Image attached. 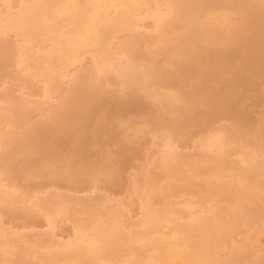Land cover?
I'll use <instances>...</instances> for the list:
<instances>
[{
    "label": "bare ground",
    "instance_id": "6f19581e",
    "mask_svg": "<svg viewBox=\"0 0 264 264\" xmlns=\"http://www.w3.org/2000/svg\"><path fill=\"white\" fill-rule=\"evenodd\" d=\"M218 1L216 0L217 4ZM209 3L207 0H0V41L1 37L6 35L14 36L16 44L13 45L17 47L16 62H18L19 67L26 71L24 75L18 77L20 84H15L21 86L20 93L18 90L21 96H14V92H10V88L7 90L8 87L4 89V93H0V101L2 102L0 103V206L2 203V207L6 205L3 208L0 207V264H245L244 258L247 259L246 256L249 253L255 255V258L253 257L254 261L251 260L252 263L250 261V264H264V258H262L264 254L261 255V251H264V239H261L264 237V143L258 142L257 137H251L254 135L245 134L242 136L237 134L238 130L236 131L235 128L227 129L226 127L231 125L229 123L227 126H223L226 129H221L220 126L215 129L214 126H209L213 129H208L207 126L208 131L204 129L207 133L202 132L205 134L199 135L198 132L199 136L194 137L196 139L194 140L195 143L193 141L194 135L191 136V148L194 147V150L182 152L180 150L183 149H179L181 147L179 142L183 138L186 141V137L183 136L186 133L182 128L181 130L184 133L179 132L178 135V131L175 132L176 128L180 129L177 127V122L180 125L179 121L184 122L186 118L188 119L193 115V126H191L194 127V124L198 121L196 119L195 122L197 117L193 114L194 111H190L192 106L187 103L190 106L188 111L187 107L184 108L185 103H183V109L187 110L186 113L192 112V115L185 116L184 121H182L183 119L175 121L176 118H174L173 112L176 110L172 112V109L178 107L176 98L181 101L183 97L180 99V96L185 95L181 89H177L178 87L171 89L176 86L173 82L174 86L171 85L170 90L174 93L169 88L166 91L165 89L164 91H157L158 84L167 82L169 76L170 70L168 72L166 70L165 77L161 75L164 67H167L166 69L173 67L179 70V73H182L180 71L185 68V72H188V68H194L198 65L197 60V64L193 62V59L195 61L193 55H196L194 51L196 49L198 51L199 48L198 46L195 49V41L204 36L205 33L208 35L212 31L208 37L211 36L213 42L210 44L211 40H209L210 45L208 47L217 44L213 40L215 37L212 34L220 35L221 32L217 28L220 25L226 26L228 30V33L225 32L224 35L222 33L223 39L221 41L224 46L222 48L215 46L219 48L218 50L213 46L215 50L211 47L212 50L208 52L207 47L205 46V49L201 45L200 47H203L202 51L206 50L207 53H205L204 58H201V56L199 58L204 61L209 55L210 58L211 55H214V57L218 55L217 59L221 57V59H226L232 47H242L246 50L250 46L252 49H249L254 52L252 53L254 56L249 59L246 56L247 53H245L244 57L247 62H252L247 63L248 65L245 67L237 66L233 71L230 69L232 74L223 77L226 79V86L232 85L235 81L236 83L237 81L240 82L241 80H237L240 74L246 75L247 78L242 77L246 79L252 75H254L252 77H256L258 75L255 70L256 67L259 70L262 66L259 71H262L260 74L263 76L264 71L262 69L264 67L261 64H264V38L260 37V34L258 35L256 31H260L261 34L264 32V30L259 29L264 26V22L260 23L262 16L259 14L260 11H263L259 8L262 9L264 6V0H225L224 6L223 4L219 5L222 10L218 6L212 9V5ZM203 12L205 13L204 16ZM212 13L215 14L211 15ZM148 20H151V25L147 23ZM257 24L261 26L259 25L260 27L255 29ZM140 29L143 33L137 41L139 44L143 40L148 46V39L153 40L150 41L153 43V50H149L151 53L149 55H143L144 53L139 50L141 48L137 49L138 46H134L135 39L130 38L129 35H127L128 38L120 36L124 31L129 33V31L134 32ZM122 34L124 35V33ZM208 37L206 36L207 40ZM191 42L194 45H191ZM2 43L8 44L7 42ZM217 45L220 46V44ZM187 47H189L190 52H188ZM4 48V44L0 43V73L8 65V60L4 57L1 58ZM182 48H186L193 59L189 57L187 60V54L184 50V56L186 57L184 59L187 61L184 59L186 62L181 61L183 57L180 58L177 55ZM180 51L183 53V50ZM246 52L249 51L246 50ZM138 53H141L142 56L139 54L138 57ZM86 54H90L93 75L92 73V76L89 75L95 81L100 82L103 79L100 77L105 76L106 82L107 75L113 74L110 79L112 78L117 84L130 85V88L134 87L138 91H144L147 96L156 100L160 98L162 101H160L161 103L156 101L161 106V111H156L160 113L155 112L157 115H154L158 117L156 122L149 123V128L154 130V135L149 136L152 138L151 143L153 146L150 145L153 148L148 147L147 156L143 158L145 161L140 164L139 168L135 167L137 169L133 171L131 178H129L131 180V189L129 190L131 191L127 198L128 201L124 200L125 197L123 199L114 196L108 190L98 195L95 193L85 196L81 194L80 196L79 192V196H73L75 191L71 192L72 195H70L69 190V195H67L63 192L64 190L58 188L59 191L53 189V191L47 193L43 192V189L31 185L24 187V189L23 186H20L19 181H16L17 175H15L16 173L12 167V160L19 157L23 160L22 158H26L27 154L31 155V152L36 154L37 151L40 153L39 150H42L39 148V144L31 141L35 136H32L33 138L30 141L26 139L27 134L28 137L30 135L26 133L28 132L27 127V131L25 130L24 133H20L18 127L20 128L21 125L32 120L35 115L44 113L48 119L45 118L49 120L48 122L45 120L48 126L43 125L44 130H47V133L52 136L56 133V131L55 133L53 131L58 126L62 128L64 126L63 129H65L67 124H70V127H68L71 131V126H75L73 129L75 135L77 132L79 133L78 130L76 131L78 123L81 121L85 123L83 117L86 116L83 114L88 113V108L91 109L89 103L91 101L93 103L92 99H94V102L96 100L95 97L93 98L94 94L91 96L92 99L91 97L88 98L92 92L90 94L86 92V94H89L87 100L90 99L88 102L85 101L89 105L83 104L86 105L87 109L84 107L86 111H79L81 109L80 104L79 109L76 108L79 113L83 112L80 115L81 121L79 114L77 116L76 113H73L76 112L75 110L72 112L73 114H70V116L74 115V117L71 116V120H68V115L66 117L64 115L68 105L71 107L77 106L76 99H79L78 97L82 94L81 89L86 86V67H80L87 62L83 61ZM6 57L8 58V56ZM254 57H256L255 63H253ZM206 59L209 61V58ZM212 59L216 58L212 56ZM160 60H164V62ZM208 61L207 63H209ZM207 63H205L206 66H208ZM200 64L201 62L199 67H201ZM157 65L162 70L158 74L165 78L164 82L162 79L159 82L152 80L157 76L156 69L160 71ZM192 65L193 67H191ZM176 70H172L173 73ZM192 70L189 72L192 73ZM196 70L193 71L196 72ZM253 71L256 75L253 74ZM15 72L17 71L15 70ZM260 74L259 76H261ZM11 75L13 76L12 73ZM248 80L249 82L246 81V83L243 82V79L241 81L243 84H237H240V87L241 85L248 87V83L249 86L251 84V79ZM197 81L194 83L196 86L199 85V89H203V87L200 88L201 86L207 88L205 82L201 85L200 83L203 81L199 80L197 85ZM36 82L37 84L38 82L41 83L39 84V90ZM194 83L192 85H195ZM120 85L119 87H121ZM167 85L170 86L168 82ZM10 87L12 90V86ZM93 88L91 86V90ZM193 88L195 86H192ZM192 89L190 92L194 90ZM98 90L95 89L96 95ZM135 91H131L133 96L136 94ZM33 92L39 93L40 96L37 97L41 98L36 97L37 99L34 98V100L32 97ZM192 93L195 94V92ZM206 93L202 98H207ZM208 94L210 93L208 92ZM214 94L213 96L209 95L210 98L214 97L213 102L216 101ZM82 95L84 96V94ZM29 96L32 98H29ZM147 96L145 95V97ZM149 97L147 98L149 99ZM52 98L55 99V103L50 102ZM202 98L201 100L198 98V100L201 102ZM206 98L205 100L208 101ZM227 100L229 101V98ZM78 101L82 100L79 99ZM29 102H31V105H29ZM252 102H254V99ZM196 103L201 104L197 101ZM180 104H182V101ZM204 104L207 107L210 106V111L214 110L213 103L211 105L209 103V106L208 102L207 104L204 102ZM207 107L204 110L202 107L205 114L209 111ZM179 108L182 109V107H178V111L181 110ZM183 109L179 112L180 114L185 113ZM200 111L201 109L198 112L201 113L202 111ZM204 113H201L203 114V116H200L201 118L206 116ZM75 115L77 118H75ZM183 115L185 114H182V117ZM200 117L198 115V118ZM78 118L79 122L76 121ZM260 118H262V122ZM260 118H258V121L262 124L258 122L257 125L260 124L261 127H264V117L261 116ZM189 119L191 121L192 118ZM146 122L144 125L147 124ZM187 123L185 124L189 125V122ZM97 125L95 124L96 127ZM196 125L198 126V123ZM196 125L195 127H197ZM257 125L253 127V130L260 126L257 127ZM32 127L30 129H36ZM61 127V131L57 129L60 131L58 134L64 132ZM261 127L258 128L260 132L263 131L261 129H264ZM135 128L137 127L135 126ZM50 129H52L53 134L50 131L48 132ZM67 129H65V132ZM94 129L97 128L94 127L92 130ZM194 130H190V135L193 134L192 131L194 132ZM143 131L140 128L134 129L131 133H128V137L140 138ZM255 131L252 134L260 133ZM145 133L142 139H145ZM40 136L36 137L37 141ZM54 136L58 137L57 133ZM49 139H52V137L50 136ZM119 139L118 137L116 141ZM44 140L45 145L48 146L49 143L46 142V139ZM120 141L122 139L118 143ZM45 145L42 147L43 150L48 149L47 151L50 152L51 150L46 148ZM121 146L120 150L122 151L124 145L121 144ZM126 148L129 150L130 147ZM126 148L123 150L127 152ZM136 149L138 150L137 147ZM117 154L119 155V152ZM123 154L125 153L123 152ZM20 155H23V157ZM16 156L18 157L16 158ZM120 156L122 157V155ZM120 156L115 157V159H121ZM70 159L72 163L74 157L73 159L70 157ZM106 160H103V162ZM116 160H113V162L118 165ZM101 161L99 164L96 163L95 166L97 170L100 169L98 171L104 172L105 177L102 174L103 177L100 178L99 175H95L94 171H87L93 180H99L97 176L101 180L104 178L102 182L105 184L102 185L108 187V184H113L111 182L114 179L122 178L118 175L119 178H115L113 167H109ZM109 161L110 159L106 163H109ZM23 162L22 164L26 165ZM69 162H67L68 168L71 166L69 171L66 169L67 171L64 170L60 172L61 174L58 173L59 170L58 172L57 170L54 171L55 174L65 175L64 179L67 176L72 177V181H74L75 175L79 177L83 174H81V170L79 171L80 175L73 173L72 169L74 167L71 163V165L68 164ZM22 164L21 166H23ZM124 166L121 165V167ZM76 169L74 170L77 171L78 169ZM45 171L50 172L51 170L47 169ZM54 171H52L53 174ZM93 172L94 174H92ZM27 173L29 174V171ZM32 174L34 175V171L31 176ZM45 175L48 174L45 173ZM63 176L61 177L63 178ZM26 177L29 178L28 175ZM70 179L68 178V180ZM116 181L118 183L119 180ZM74 182H77V180ZM73 188H75L74 185ZM77 189L79 190V188ZM134 197L137 200L136 209H134L133 204ZM39 211L46 220L45 229L47 230L44 233L38 230L36 235L37 232L33 231L35 228L37 229V224L41 222ZM4 215L13 218L16 215H21L25 221L24 225L22 218L21 226H15V224L13 225V223L7 221L6 223L4 219L7 217L3 219ZM62 218L72 224V231L69 236H64L61 234L62 232L59 231L60 233H58L56 231V228L59 227L57 222ZM40 224L43 225V223ZM44 234L48 235L47 238ZM41 235H44V237H40Z\"/></svg>",
    "mask_w": 264,
    "mask_h": 264
},
{
    "label": "rangeland",
    "instance_id": "374dc122",
    "mask_svg": "<svg viewBox=\"0 0 264 264\" xmlns=\"http://www.w3.org/2000/svg\"><path fill=\"white\" fill-rule=\"evenodd\" d=\"M208 2H210L209 4L210 5H212V9H214L215 7H219V9H221L222 10V8H221V6H219V5H222L223 4V6H224V1L225 0H223V2H222V0H220V1H218V4H217V2H216V0H207ZM214 2V3H213ZM222 2V3H221ZM216 3V4H215ZM222 6V7H223ZM264 7V6H263ZM262 7V9L261 8H259L260 10H263V11H260V13H259V9L257 10L258 11V13L262 16V21L260 22V23H262V22H264V8ZM211 8V7H210ZM209 8V9H210ZM262 12H263V14H262ZM204 13V12H203ZM203 13H201V14H203ZM213 14H215V13H212L211 15H213ZM205 15V13L203 14V16ZM150 21V22H149ZM147 23H149L150 25H151V20H148L147 21ZM148 24V25H149ZM260 25V24H259ZM258 24H257V26H255L256 28L255 29H257V28H259L260 26H259ZM262 26H263V24H262ZM264 27V26H263ZM263 27H261V28H259L260 30H264V28ZM218 28V30H220V32L221 33H219L220 35L219 36H217V35H214V34H212V36L213 37H215V39H213L214 41H216L217 42V44H220V46L219 45H217V44H215V45H213L214 47L215 46H217V47H219V48H222V46H224V45H222V33H223V35H224V33L226 32V33H228V30H227V27L226 26H223V25H220V26H218L217 27ZM225 28H226V30H225ZM223 30H225L224 32H223ZM139 31V32H138ZM138 31H129V33L127 32V31H124V32H122V33H124V35L122 34H120V36L122 37H129L130 36V38H133V39H135V44H134V46H138L137 47V49L138 48H141V49H139L140 50V52H142V53H144L143 55H149V54H151L150 52H149V50H153V43L152 42H150V41H153L152 39H148V41H149V45L147 46L146 44H145V41L143 42V40L142 41H140L141 43H143V44H139L137 41H138V39H139V37H141L142 36V33H143V31L140 29V30H138ZM261 31V32H262ZM136 32V33H135ZM138 32V33H137ZM212 32V31H211ZM211 32L209 33V31H208V33L211 35ZM256 32H258V35L260 34V37H263L264 38V32H262V34L261 33H259L260 31H256ZM225 33V34H226ZM133 34V35H132ZM208 34V35H209ZM127 35H129V36H127ZM135 35V36H134ZM208 35H207V33H205L204 34V36H202L200 39H198V40H196L195 41V49L199 46V48H200V50H199V48H198V51H197V49H196V51H194V54H196V55H193V56H195L194 58H195V61H194V59H193V56L192 55H190V54H188V52H190V49H189V47H187V49L189 50H187L186 48H182V49H180V50H183V53L185 52L186 54H187V58L184 56L185 55V53L183 54L180 50L178 51V55H177V57H180V58H182L181 59V61H184V60H188L189 59V57H192V59H193V62H196V60L198 61V65H196L197 64V62H196V64L195 63H193V64H195L194 66L196 67H194V68H188L187 70H188V72H185L186 71V68L183 70V71H180V72H182V73H179L178 71L179 70H176V69H174L173 67H169V69H166L165 67H164V69H162L163 70V72H162V74L161 75H163L164 76V73L166 74V70H167V72L169 71V76H168V79L166 80L167 82H168V84H170V86L169 85H167V82H164L163 80L165 79V78H162L163 76H161V75H159L158 73L160 72L161 73V68L157 65V67H159L160 68V71L158 70V69H156L157 71V76H159V77H157V76H153L154 78H156V79H154V78H152V80H157V82H159V81H161L160 79H162V81L164 82L163 84H158V86H157V91H164V89H165V91L167 90V88H169V90H170V88L172 87L171 85H173V83L176 85V86H174V87H172L171 89L173 90V88H177L178 90L179 89H181L182 90V93L186 96H180V99L182 98V104H180L181 103V101H179V98H176V101H178V107H182V109H183V103H185V106H184V108L186 109V107H187V110L189 111V109H188V107L190 108V106H192V110H191V108H190V111H194V113L193 114H195L196 115V117L197 118H195V122L198 120V121H200V122H196L195 124H194V127H192L193 125V120H194V117H193V115H192V112H188V113H186V111H185V113H179V112H181V108H179V109H181V110H179L178 111V107L177 108H175V109H172V112H173V110L175 111V112H173L174 113V118H176V122L177 121H179V120H182V121H184V119L186 118L185 116H187L188 114V116H190V115H192V117L190 116V117H188V119L189 118H192L191 119V121H189L187 118H186V121L187 122H189V125H186V124H188L186 121H184V122H181V121H179L180 122V125H179V123L177 122V124H178V128H180L179 130L176 128V130H175V132H177V134L180 132H183L184 133V131H185V133H186V135H183V133H182V135L184 136V137H186L185 138V140L186 141H184V138H183V140L181 141V142H179L180 144H179V146H181V147H179V149H183V150H180V151H182V152H189V151H192V149L194 150V147L193 148H191L192 147V137L191 136H193V141L194 140H196V139H194V137L195 138H197L199 135H203V134H205V133H202V132H206L207 133V131H208V129H213V128H210L209 126H214V129L215 128H219V127H217V126H220V127H222L221 129H233V128H235L236 129V131L238 130V133L237 134H239V135H254V136H251L252 138H255V137H257L258 139V142H261V144H263L264 143V135H262L263 133H264V129H261V128H264V127H261V125L260 124H262V123H260L259 121H258V118H260L261 116H263L264 117V100H262V99H264L263 97H264V74H263V76L260 74V72H262V71H259V70H261V68H262V66H260L261 68L258 70L257 69V67L255 68V70L258 72V78H257V76L256 77H252V76H254V75H252V76H250L249 78L251 79V81H250V86H249V83H248V87L246 88V87H244V86H242L241 85V87H240V84L242 83L243 84V82H246V81H248L249 82V78L248 79H246L247 78V76L246 75H244V74H240L239 76H238V79L237 80H241V81H243V79H244V81L243 82H238L237 81V83H240V84H237L236 83V81H235V83H233L232 85H234L233 87H230V86H232L231 84L230 85H227L226 86V83H225V78H223V77H225V76H228V75H231L232 74V71L237 67V66H247L248 64L247 63H250V62H252V61H248L247 62V60L245 59V57H244V54L245 53H247L246 54V56H248V58L250 59V58H252L254 55L252 54V53H254V52H252L250 49H252L250 46H249V48H247L246 50L247 51H249V52H246V50L245 49H243L242 47L241 48H239V47H237V46H235V47H232L231 49L232 50H230V52H229V56L228 57H226V59L225 58H223V59H221V58H218L217 59V57H218V55H217V57H216V55H215V57H214V55H211V58H210V55H209V57H206V58H209V61H208V59H204V61L203 60H201V58H204L206 55H205V53H207V51L208 52H210L211 50H212V48L211 47H213L212 45L211 46H209L208 47V45H210L213 41H212V39H211V36L210 37H208ZM131 36H133V37H131ZM206 36L209 38L208 40H207V38H206ZM204 37V39H206L205 40V42H204V39H202ZM4 40H3V39ZM14 39V40H13ZM209 40H211L210 41V44H209ZM15 41V38H14V36H9V35H6V36H4V37H1V41H0V43L1 44H4V46H5V48H4V51H3V54H1V58L2 57H4L5 59H7L8 60V65H6V68H4L3 70H2V72L0 73V93H4L5 91H4V89L5 88H7V90H9V88H10V92L12 91V93L14 92V96H21V94H19L20 93V85H15V84H20L18 81H19V79H18V77H20V76H22V75H24V72H26L25 70H23L21 67H19V65H18V62H16V60H17V57L15 56V54L17 55V47H16V45H13V44H16V41ZM203 41V42H202ZM2 42H7L8 44H6V43H2ZM192 42H194V41H192ZM191 42V45H194L193 43ZM202 42V43H201ZM219 42V43H218ZM221 42V43H220ZM146 43H147V41H146ZM205 43V44H204ZM136 44H138V45H136ZM10 45V46H9ZM141 47H140V46ZM146 45V46H145ZM201 45H203L204 46V48L206 49V47H207V51L206 50H203L202 51V48L203 47H200ZM249 45H252V44H249ZM7 46V47H6ZM15 46V47H14ZM145 46V47H144ZM206 46V47H205ZM253 46V45H252ZM14 47V48H13ZM146 47H147V49H146ZM214 47H213V50H215L214 49ZM217 47H215L216 48V50H218L219 48H217ZM244 47H246V46H244ZM136 48V47H135ZM209 48V49H208ZM194 49V50H195ZM143 50H144V52H143ZM185 50V51H184ZM10 51V52H9ZM188 51V52H187ZM202 51V52H201ZM9 53H10V55H9ZM12 53V54H11ZM146 53V54H145ZM201 53V54H200ZM232 53V54H231ZM141 55V53H138V57ZM192 54H193V51H192ZM188 55H190V56H188ZM205 55V56H204ZM231 55V56H230ZM6 56H8V58L10 57V59H8ZM142 56V55H141ZM201 56V58H199ZM212 56H213V58H216V59H212ZM196 57H198L199 59H197ZM230 57V58H229ZM184 58H186V59H184ZM229 58V59H228ZM255 58L256 57H254V60H253V63H255ZM91 59V57H90V54H86L85 55V58H84V62L85 61H87V62H85V64H83V65H81L80 67L81 68H83L82 66H84V67H86L85 68V74H86V80H85V84H86V86H84L82 89H81V93L82 94H84V96L82 95V94H80V97H78L80 100H82V101H78L79 99H76V104H77V106H75V107H71L70 105H68V107L66 108L67 110H66V113H65V117H66V115H68L69 117V119L68 120H71L70 118H71V116H73L74 117V115H71L70 116V114H75L76 113V115L77 114H79V118H80V115H82L83 114V112H84V107L86 106H84L83 104H88V103H86V102H88V100L90 101V99H88L87 100V96L90 94V92H92L90 95H89V97L88 98H90L91 96H93V94H94V96H93V98L95 97V102H94V99H92V97H91V99L93 100V103H92V101H91V103H89L88 105L91 107V109L90 108H86L87 110H88V113L87 112H85V114H83L84 116H86V117H83V116H81V117H83V120H85V123H83V121H81L82 120V118H80V121L81 122H79L78 120H79V118L78 119H76V121H78L79 123H78V127H80L79 129H78V127L76 126V131L78 130L79 131V133L77 132V134H73V133H75L74 131H73V129H74V127H72L71 126V128H72V131L70 130V124H67L66 125V128L65 129H67L66 130V132H68L67 134H66V132H65V129H63L64 128V126H63V130H64V132L62 131L60 134H58V132H60L61 131V129H60V127L58 126L53 132L55 133V131H56V133H57V135H58V137L57 136H54V137H56V138H54L52 135H50L49 133H47V130H44V126L43 125H45V126H48V121L49 120H47L48 118L46 117V115H45V113L44 114H42V115H35L33 118H32V120H30V121H27L26 123H24L23 125H21L20 126V128L18 127V130L20 129V133H24L25 132V130H26V127L28 128L27 130H28V132H26V133H29L30 135H29V137H28V134H27V138L26 139H29L28 141H30L34 136V140L36 139V141H37V136H40V134H41V136H40V139H38V141L36 142H34V140L32 139L31 141H33V143H36V144H39V148H41L42 150H39L40 151V153H38V151L36 152V154L34 153L33 154V152H31L32 154L31 155H29V154H27L25 157L26 158H24L23 157V155H20V156H22L23 158V160H21V157H19L18 159H14V160H12V167H13V169H14V171H15V175H17L16 177V181L18 180L19 181V184H21L20 186L22 187V188H26L27 186H29V185H31L32 187H36V188H41V189H43V192H45V193H47L48 191H53V189L54 190H57V191H59V190H64L63 192L64 193H66L67 195H69V193H70V195H72V193L71 192H73V191H75V192H73V193H75V194H73V196H79V194H80V196H81V194H83L82 196H85V195H89V194H95L96 193V195H98V194H101L103 191H107L108 190V192H110L111 194H113L114 196H117V197H120V198H123L124 199V197H125V199L124 200H126V201H128V195H129V193H130V191L131 190H129V189H131V180H129V178H131V174L133 173V171L135 170V169H137V168H139L140 167V164H142L144 161H145V159L143 160V158L145 157L146 158V156H147V150H148V147L150 146V149H152L153 147H151V145H152V143H151V141H152V138L151 137H149V136H153L154 135V130L152 129V128H149V123H153V122H156V118H158V117H156V116H154V115H157V114H159V113H157L156 111L158 110V111H161V106H160V103L162 102L161 101V99L160 98H158V100H156L155 98H152V97H149V96H147V94L144 92V91H138L136 88H130V85H126V84H122V85H120V83H118L121 87H119V85L111 78L110 79V77H113V74L110 76V75H107V80H106V82H105V79L106 78H104L105 76H101L100 78L102 79L100 82L99 81H95V79H92L91 78V76L93 75V73L91 72V70H92V60H90ZM184 59V60H183ZM191 59V60H192ZM210 59H212V60H210ZM165 60H166V58H165ZM186 60V61H187ZM243 60H245V61H243ZM91 61V62H90ZM161 62H164V60H160ZM159 61V62H160ZM186 61H184V62H186ZM206 61V62H205ZM207 61L209 62V63H207ZM259 61V60H258ZM201 62V67H199V63ZM243 62V63H242ZM259 62H261L262 63V61H259ZM17 63V64H16ZM89 63V64H88ZM205 63H207V65L208 66H206L205 65ZM258 63V62H257ZM261 63H258V64H261ZM160 64V63H159ZM86 65V66H85ZM202 65H205V66H202ZM261 65H263V67H264V64L262 63ZM88 66V67H87ZM259 66V65H258ZM156 67V68H157ZM191 67H193V65L191 66ZM243 67V68H244ZM191 69H193V70H196V69H198V70H196V72H194L193 70H192V73H190L191 71ZM232 71H231V70ZM15 70L17 71V72H15ZM28 70V69H27ZM172 70H176V71H174V73H173V71ZM263 71H264V69H262ZM88 71V72H87ZM190 71V72H189ZM243 71V70H242ZM255 71V72H256ZM13 74V76L11 75V73ZM23 72V73H22ZM183 72H185V73H187V74H183ZM206 72V73H205ZM22 73V74H21ZM91 73H92V75H91ZM110 73H112V72H110ZM173 73V74H172ZM190 73V74H189ZM15 74V75H14ZM91 76H90V75ZM253 74H255L254 73V71H253ZM259 74L262 76H259ZM256 75V74H255ZM29 78H32L31 76H29V75H27ZM243 76H245L244 78H242ZM165 77V76H164ZM252 77V78H251ZM100 78H99V80H100ZM206 78V79H205ZM109 79V80H108ZM246 79V80H245ZM196 80H198L196 83H197V85L199 84L198 82H199V80H201V81H203V82H201L200 84L202 85V84H205L206 83V87L207 88H205L204 86H201L200 88H202L203 87V89H199V85L198 86H196V84L194 83ZM207 80V81H206ZM253 80V81H252ZM34 81V80H33ZM111 81V82H110ZM113 81V82H112ZM99 82V83H98ZM171 82V83H170ZM173 82V83H172ZM205 82V83H204ZM111 83H113V84H111ZM116 83V85H114ZM162 83V82H161ZM166 83V85H164ZM195 84V85H192V84ZM247 83V82H246ZM245 83V84H246ZM36 84H37V82H36ZM39 84H41L40 82H38V84H37V87H39ZM89 84H90V86H89ZM93 84H95V85H93ZM118 85V86H117ZM123 85H126V86H124V87H122ZM224 85H225V87H224ZM235 85H237L236 87H235ZM10 86H12V90H11V87ZM41 86V85H40ZM91 86H92V88L93 87H95V88H93L92 90H91ZM127 86H128V89H127ZM162 86H167L166 88H164V87H162ZM169 86V87H168ZM192 86L194 87L195 86V88H198L199 89V92H198V89H196L195 90V88H193L192 89ZM222 86V87H221ZM159 87V88H158ZM246 88L244 91H243V89L244 88ZM162 88H163V90H162ZM40 89V87L38 88V90ZM90 91H89V90ZM95 89L96 90H98V92H97V95L95 94ZM160 89V90H159ZM191 89L193 90L192 92H195V94H193L192 92H190L191 91ZM239 89V90H238ZM241 89H242V91H241ZM3 90V92H1ZM18 90H19V93H18ZM85 90V91H84ZM88 90V91H87ZM134 90H136L134 93H136V94H139V95H136V94H134V96L131 94V91H134ZM172 90H170V91H172ZM218 90V91H217ZM169 91V92H170ZM86 92L88 93L89 92V94H86ZM138 92H140V93H138ZM143 92V93H142ZM205 92H207L206 94L208 95L207 96V98L206 99H208V101L207 100H205V98H202V96L205 94ZM208 92L210 93V94H208ZM216 92V94H214ZM218 92V93H217ZM219 92H221V94H219ZM226 92V93H225ZM34 94H32V97H33V99L35 98V99H37V98H41V97H37V96H40V94L39 93H37V92H33ZM98 93H100L99 94V96H98ZM145 93V95L147 96V97H149V99L147 98V97H145V95H143ZM172 93H174L173 91H172ZM179 93H181V91H179ZM192 93V94H191ZM182 94V95H183ZM187 94H188V96H187ZM213 94H214V96H215V100L216 101H214L213 102V100H214V97L213 98H210L209 97V95L210 96H213ZM181 95V94H180ZM220 95V96H219ZM16 96V97H17ZM31 96V95H30ZM29 96V98H32V97H30ZM81 96H82V98H81ZM111 96H112V98H111ZM115 96V97H114ZM136 96V97H135ZM177 96H179V94H177ZM206 96V95H205ZM219 96V97H218ZM230 96H231V100H230ZM37 97V98H36ZM203 99L202 101H204L206 104H207V102H208V106H209V103H210V105L213 103V108H214V110H211L210 111V106L209 107H207V105H205L204 104V102H200V100H201V98ZM204 97V96H203ZM57 98V97H56ZM83 98H86V99H83ZM151 98V99H150ZM190 98H194V99H192V100H194L195 102H193ZM198 98L200 99V100H198ZM229 98V101L227 100ZM251 98H253L254 99V102H252L251 103V101H253V99H251ZM32 99V100H33ZM34 99V100H35ZM54 98H52L51 99V101L50 102H52V103H55L56 101H55V99L53 100ZM225 100V103H224V100ZM31 100V99H30ZM29 100V101H30ZM87 100V101H86ZM212 101V102H210V101ZM217 100H218V102H217ZM55 101V102H54ZM86 101V102H85ZM156 101H161L160 103L159 102H157L156 103ZM187 101V102H186ZM196 101L197 102H199V103H201V104H198V103H196ZM220 101V102H219ZM85 102V103H84ZM193 102V103H192ZM0 103H2L1 101H0ZM30 104L29 105H31V102H29ZM82 103V104H81ZM190 105H188V104ZM196 103V104H195ZM215 103V104H214ZM81 106H80V105ZM157 104V105H156ZM194 104H195V106H194ZM203 104V105H202ZM217 104H219V105H217ZM80 106V108L81 109H79L78 107ZM158 106V107H157ZM194 106V107H193ZM215 106V107H214ZM88 107V106H87ZM202 107H203V110L205 109V107H207L208 108V110L209 111H207L208 113H204L203 111H202ZM76 108H77V110L79 109V111L80 110H82L83 112L80 114L78 111H76ZM83 108V109H82ZM207 108H206V110H207ZM210 108V109H209ZM212 108V109H213ZM216 108V109H215ZM219 108V109H218ZM89 109H90V111H89ZM199 109H201V113H204L206 116V118L205 117H203V118H201L200 116H203V114H201V113H199L198 111H199ZM76 111V112H73V111ZM86 111V110H85ZM177 111H178V113H177ZM73 112V113H72ZM157 114H156V113ZM176 113H177V116L179 115L180 116V119H179V116H178V118H177V116H176ZM182 114H185V115H183V117H182ZM199 115V117L200 118H198V115ZM76 115H75V118H77L76 117ZM194 115V116H195ZM78 116V115H77ZM47 119H46V118ZM72 117V118H73ZM144 117H145V119H144ZM185 117V118H184ZM153 118H154V120H153ZM149 119H151L150 121H149ZM178 119V120H177ZM197 119V120H196ZM261 119L262 118H260V121H261ZM47 122H46V121ZM145 121L146 122V120H148L146 123L147 124H145L144 125V123L145 122H143V121ZM153 120V121H152ZM207 120V121H206ZM235 120V121H234ZM67 121V120H66ZM206 121V122H205ZM234 122H235V124H234ZM260 123V124H258V125H260L259 127H261L260 129L261 130H263V131H261L262 132V134H260L261 132L260 131H258L259 129V127H258V125H257V123ZM262 122V121H261ZM80 123H83V124H80ZM182 123V124H181ZM186 123V124H185ZM191 123V124H190ZM198 123V126L196 125ZM229 123H231V125H228ZM233 123V124H232ZM31 124V125H30ZM33 124V125H32ZM95 124L97 125V127L95 126ZM184 124V125H183ZM77 125V124H76ZM85 125V126H84ZM93 125V126H92ZM148 125V126H147ZM182 125H183V127H182ZM192 125V126H191ZM195 125L197 126V127H195ZM228 125V127H224L223 128V126H227ZM235 125V126H234ZM257 125V129L255 128V130L257 131V132H260V133H257V134H252L253 133V131H255V130H253V127H255ZM29 126V127H28ZM33 126V127H35L36 129H30L31 127ZM69 126V127H68ZM135 126L137 127V128H135ZM189 126V131H187L188 129H187V127ZM207 126H208V129H207ZM229 126H231V127H229ZM233 126V127H232ZM263 126V125H262ZM32 127V128H33ZM91 127H95V128H97V129H94V130H92L93 128H91ZM184 127H186V128H184ZM206 127V128H205ZM237 127V128H236ZM7 128V127H6ZM83 128V129H82ZM140 128V130H144L145 129V131H143V134L146 132V130H147V128H149V130H150V132H149V130L147 131V133H145L146 135L144 136V138L145 139H142L143 137V134H142V136H140V138H137V139H135V138H132V137H128V133H131V131H133L134 129H139ZM181 128L182 129H184V131H182L181 130ZM24 129V130H23ZM47 129V128H46ZM57 129H60V131H58ZM81 129V130H80ZM186 129V130H185ZM191 129H196V130H194V132L192 131V135H190L191 134ZM201 129V130H200ZM204 129H206L205 131H204ZM234 129V130H235ZM251 129H252V132H251ZM17 130V129H16ZM18 130H17V132H18ZM22 130V131H21ZM26 130V131H27ZM41 130V131H40ZM44 130V131H43ZM201 132H200V131ZM247 130H249V131H247ZM50 131V133H52L53 134V132H52V129H50V130H48V132ZM255 131V132H256ZM31 132H32V134H31ZM41 132V133H40ZM200 134H199V133ZM243 132V133H242ZM124 133H126V135H124ZM179 133V134H180ZM199 135H198V134ZM240 133H242V134H240ZM64 134V135H63ZM66 134V135H65ZM147 134H148V136H147ZM178 134V135H179ZM44 135V136H43ZM61 135H63V136H61ZM259 135H261V136H259ZM33 136V137H32ZM50 136L52 137V139H49L50 138ZM122 136V137H121ZM124 136H127L126 138L124 137ZM120 138V139H122V141H120V142H122L121 144L122 145H124L123 147V149H125L126 147H130L129 148V150L126 148V150H127V152L125 151V150H123L122 149V151L120 150V146H121V144H119L118 143V141L120 140H117L116 141V139L117 138ZM39 138V137H38ZM42 138V139H41ZM54 138V139H53ZM125 138V139H124ZM191 138V139H190ZM44 139H46L47 141L46 142H48L49 144H48V146H46L45 145V140ZM49 139V140H48ZM129 139V140H128ZM51 140V141H50ZM150 140V141H149ZM50 141V142H49ZM127 141V143H125ZM32 143V142H31ZM186 143V144H185ZM194 143H195V141H194ZM193 143V144H194ZM52 144H54V145H52ZM127 144V145H126ZM149 144V145H148ZM151 144V145H150ZM190 144H191V146H190ZM43 145H45V147L46 148H49L50 150V152H48L47 150L48 149H44L43 150ZM133 145V146H132ZM183 145H184V147H183ZM264 145V144H263ZM51 146V147H50ZM153 146V145H152ZM44 147V148H45ZM136 147L138 148V150L136 149ZM52 148V149H51ZM121 148H122V146H121ZM150 149H149V151H150ZM184 149H186V150H184ZM46 150V152H48V154H46V152H44ZM131 150H132V153H131ZM130 151V152H129ZM147 151V152H146ZM119 152V155L117 154ZM123 152L126 154H123ZM43 153V154H42ZM74 153H76V154H74ZM100 153H102V154H105V155H103L102 156V154H100ZM122 153V154H121ZM146 154V155H145ZM74 155V156H73ZM117 155V156H116ZM120 155H122V157L120 156ZM124 155V156H123ZM130 155V156H129ZM28 156V157H27ZM74 157V160L72 161V163H71V159H70V157L73 159V157ZM105 156V157H104ZM121 157V161L118 159V160H116L115 159V157L116 158H118V157ZM125 156H126V158H125ZM18 156H16V158H17ZM76 157V158H75ZM97 157V158H96ZM108 158V160L110 159V161H109V163H106L108 160H106L107 158ZM27 158H28V160H27ZM100 158V159H99ZM125 158V159H124ZM25 159V160H24ZM127 159V160H126ZM100 160H102L101 162L102 163H104V164H107V166H109V167H113V172H114V174H115V178H119L118 176H120V177H122V178H119V179H114L113 180V182H111V183H113V184H108V187H107V185H105V186H103L102 184H105L104 182H102V180L104 179H100V178H102L103 176H101L102 174L104 175V177H105V174H104V172H102V171H98V170H100V169H98L97 170V167L95 166V165H97V164H99V162H100ZM103 160H106V161H104L103 162ZM113 160H116L117 162H118V165L117 164H115L114 162H113ZM126 160V161H125ZM22 161H24L23 163L24 164H26V165H23L22 164ZM25 161H27L26 163H25ZM70 161V162H69ZM51 162V163H50ZM67 162H69L68 164H72V166L74 167V169H76L77 171H75L74 169H70L73 173H78L79 175H80V173H79V171L81 170V174H83V175H80L79 177L77 176V175H75L74 176V181L75 180H77V182H74V181H72V177H67L66 176V178L64 179V177H65V175L63 176V175H59V174H61L60 172H62V171H64V170H68L69 171V168H71V164L69 165L70 167L68 168V165H67ZM112 162V163H111ZM122 162V163H121ZM48 163H50V164H48ZM97 163V164H96ZM121 163V164H120ZM125 163H127V164H125ZM21 164L23 165V166H21ZM114 164V165H113ZM124 164H125V166H124ZM92 165H94L95 166V169H94V166L92 167ZM112 165V166H111ZM121 165L122 166H124V167H121ZM24 166H25V169H24ZM63 166H65V167H67V168H65V167H63ZM90 166V167H89ZM115 166H117V167H115ZM119 166V167H118ZM128 166V167H127ZM132 166H134L133 167V169H132ZM46 167V168H45ZM48 167V168H47ZM62 167V170L60 171V168ZM85 167H88V168H85ZM135 167H137V168H135ZM83 168H85L84 170L86 171V172H84V173H86L85 175H84V173L82 172V171H84V170H82ZM51 170L50 172H48V171H45V170ZM120 169V170H119ZM43 170V171H42ZM54 170H57V172H58V170H59V174H58V176H57V174H55V171ZM66 170V171H67ZM89 170H91V171H94L95 172V175L97 174V175H99L100 176V178L97 176V178L99 179V180H101V181H99V180H96V179H92L91 178V176L87 173V171H89ZM118 170V171H117ZM29 171V174L27 173V172ZM34 171V175L32 174V176H31V173ZM36 171V172H35ZM45 171V172H44ZM52 171H54V174H53V172ZM120 171V172H119ZM26 172V173H25ZM31 172V173H30ZM41 172H44L43 174L41 173ZM52 172V173H51ZM94 172L92 173V174H94ZM41 173V174H40ZM45 173L46 174H48V175H45ZM51 173V174H50ZM25 174H26V176L28 175L29 176V178H27L26 176H25ZM121 174V175H120ZM41 175V176H40ZM45 175V176H44ZM87 175H89V176H87ZM118 175V176H117ZM61 176H63V178L61 177ZM75 177H77V178H75ZM88 177V178H87ZM68 178H71L70 180H68ZM67 179V180H66ZM122 179V180H121ZM90 180H91V182H90ZM116 180H119L118 181V183H117V181ZM129 180V181H128ZM17 181V182H18ZM72 182V183H71ZM102 182V183H101ZM129 182V183H128ZM96 183V184H95ZM35 185V186H34ZM73 185L75 186V188H73ZM101 185H102V187H101ZM72 186V187H71ZM89 186V187H88ZM92 186H95L96 188H97V186H99L98 188H100V189H96L95 187H92ZM32 187H30V188H32ZM43 187V188H42ZM108 189H107V188ZM24 188V189H25ZM29 188V187H28ZM59 190H58V189ZM61 188V189H60ZM77 188H79V190L77 189ZM84 188V189H83ZM93 188V189H92ZM109 188H110V190H109ZM72 189V190H71ZM97 191H96V190ZM105 189V190H104ZM70 190V192L68 193V191ZM81 190V191H80ZM86 190V191H85ZM99 190H102V191H99ZM127 190H129V191H127ZM90 191V192H89ZM95 191V192H94ZM62 192V191H61ZM76 192H77V194H76ZM80 192V193H79ZM97 192H99V193H97ZM44 193V194H45ZM79 193V194H78ZM127 194V195H126ZM134 209H136V207L135 206H137V200H136V197H134ZM3 204V203H2ZM2 204H1V206L0 207H2ZM6 206V205H5ZM4 205H3V207H5ZM2 207V208H3ZM40 213V217H41V222H39L37 225V229L35 228V230L33 231V232H37L36 233V235L38 234V230H39V232H41V233H44L47 229H45L46 228V220L42 217V213H41V211H39L38 212V214ZM5 217H7V215H4V217H3V219L5 218ZM8 217H9V219H8ZM6 219H4L5 220V222L7 221L8 223H13V225L15 224V226H21L22 225V223H23V225H24V218H22L21 217V215H16V216H14V218L13 217H11V216H8ZM21 218H22V220H23V222H22V220H21ZM8 219V220H7ZM12 222H11V221ZM45 220V221H44ZM10 221V222H9ZM6 222V223H7ZM22 222V223H21ZM40 223H43V225L42 224H40ZM17 224V225H16ZM40 224V225H39ZM45 224V225H44ZM57 224H58V228H56V231L58 232V233H60V232H62L61 234H63L64 236H69V235H71V231H72V224H71V222H69L68 220H66L65 218H62V219H59L58 220V222H57ZM37 230V231H36ZM30 231V230H29ZM60 231V232H59ZM28 232V231H27ZM31 233H32V231H31ZM45 235V238H47V236L48 235H46V234H44ZM44 235H41L40 237H44ZM39 237V236H38ZM263 237V236H262ZM261 239H264V237L263 238H261ZM263 241V240H262ZM263 244V243H262ZM260 253V252H259ZM262 254H264V251L262 252L261 251V255ZM254 254H252V255H250V253H249V255H247L246 257H247V259L246 258H244V260H245V262H244V260H243V262L246 264H250V261L251 260H253L254 261V259H253V257L255 258V255L253 256ZM262 258H264V256H262ZM251 263H252V261H251Z\"/></svg>",
    "mask_w": 264,
    "mask_h": 264
}]
</instances>
